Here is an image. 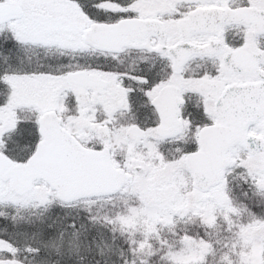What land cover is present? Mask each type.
I'll return each mask as SVG.
<instances>
[{
  "label": "snow or ice",
  "instance_id": "1",
  "mask_svg": "<svg viewBox=\"0 0 264 264\" xmlns=\"http://www.w3.org/2000/svg\"><path fill=\"white\" fill-rule=\"evenodd\" d=\"M0 264H264V0H0Z\"/></svg>",
  "mask_w": 264,
  "mask_h": 264
}]
</instances>
